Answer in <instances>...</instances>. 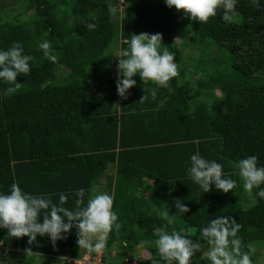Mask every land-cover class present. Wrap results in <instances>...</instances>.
I'll return each mask as SVG.
<instances>
[{
  "label": "trees",
  "instance_id": "obj_1",
  "mask_svg": "<svg viewBox=\"0 0 264 264\" xmlns=\"http://www.w3.org/2000/svg\"><path fill=\"white\" fill-rule=\"evenodd\" d=\"M142 32L161 34L178 75L168 87L134 76L136 84L120 100L115 55L131 34ZM42 39L56 50V63L36 47ZM13 41L30 55V71L17 77L21 84L12 94L4 95L8 85L0 83V191L15 182L24 191L50 194L54 203L58 193L77 188L86 197L111 193L121 228L109 234L102 261L113 247L125 264L137 248L154 255L145 242L157 226L183 228L195 239L216 215L240 224L245 245L264 241V200L254 202L235 175V162L244 156L256 155L264 164V0L260 7L237 0L230 21L218 10L206 23L163 0H0V48ZM186 48L198 50V56H186L190 70ZM193 152L222 165L237 181L232 192L202 193L186 177L185 161ZM173 197L188 212L169 217L168 225L158 206L166 200L174 214ZM72 206L70 198L65 207ZM76 239L72 228L54 246L47 236L29 244L27 237L11 238L0 229V259L68 264L83 250ZM25 248L33 254L25 255ZM35 252L42 253L39 262ZM257 256L255 250L253 264Z\"/></svg>",
  "mask_w": 264,
  "mask_h": 264
},
{
  "label": "clouds",
  "instance_id": "obj_2",
  "mask_svg": "<svg viewBox=\"0 0 264 264\" xmlns=\"http://www.w3.org/2000/svg\"><path fill=\"white\" fill-rule=\"evenodd\" d=\"M121 2L122 0H118L119 4ZM163 2L166 7L182 11L188 19L199 23H206L210 17H215L218 10L221 19L228 22L235 14L237 4V0ZM250 2L256 7L261 6V0ZM86 27L91 30L95 28V24L87 23ZM161 39L160 33L131 34L124 41L125 46L118 49L115 55L118 58L115 89L120 100H126L129 89L136 84L132 79L134 76L156 87H168L169 82L177 77L178 66L174 61V53L161 43ZM36 47L47 61L57 62L56 50L51 47L49 40H39ZM30 59V55L25 54L18 41H13L7 48H0V83L8 85L3 89L4 95L12 94L20 87L17 77L29 73ZM156 87L151 90L153 98ZM235 169V175L242 181V189L252 196L253 201L257 197L264 200V164H258L257 156L240 158L235 162ZM185 175L202 193L213 190L232 192L237 184L236 180L222 171L220 163L206 159L198 152H193L185 161ZM169 182L173 183L171 180ZM171 190L169 189L168 195ZM57 195L58 200L54 203L48 193L33 194L22 190L17 183H11L6 191H0V229L6 230L11 238L27 237L29 244L37 236H47L54 246L56 241L65 239L70 229L75 228L76 244L83 249L82 254L86 252L95 254L96 257L101 256L109 234L121 228L117 212L113 208V195L99 191L86 197L84 188H77L70 195L63 192ZM70 198L73 206L65 207ZM172 206L175 208L174 214H169L166 200L161 201L158 206L159 216L168 225L172 223L169 217L184 216L188 212V207L177 197L172 198ZM239 230L240 224L225 215L208 219L198 228L195 239L186 235L183 228L168 231L165 226L153 227V239L145 243L150 249L154 248L155 254L149 251L146 256L144 249L139 248L136 259L146 260L148 264H200V261L203 264H253L251 257L255 249L251 244L245 245L242 242ZM24 252L25 255L33 254L29 248H25ZM87 258L86 255L85 259ZM0 264H3L2 259Z\"/></svg>",
  "mask_w": 264,
  "mask_h": 264
},
{
  "label": "rangeland",
  "instance_id": "obj_3",
  "mask_svg": "<svg viewBox=\"0 0 264 264\" xmlns=\"http://www.w3.org/2000/svg\"><path fill=\"white\" fill-rule=\"evenodd\" d=\"M16 10H14L12 13H15ZM175 38H176V36H174V39ZM175 41L177 42V39H175ZM189 51L190 50H188V48L184 49V59L187 60L185 67L189 68V70H190V68H191V61L189 59H187L186 56H188V53H189L191 56L196 57V56H198V50H192L191 52H189ZM210 67L212 69V65ZM193 79H195V77H191L190 78L191 81ZM252 247H255L254 249L258 252V254L260 256V257L257 256V259H256L257 262H258V264H264V241L254 242V243H252ZM114 248L115 247H113L112 249H110V250L107 251L108 252V255L106 256V260L104 259L103 263H102L103 254L101 256H99V257H96L95 254H91L90 253L92 258H89L87 260L89 262L93 263V264H120V262H119L120 260L117 258L118 255L116 254V250H114ZM138 249L139 248L135 249L134 254H137V250ZM138 260L139 259H136V256H135V259L132 262H130L129 264H137L138 263L137 262ZM124 261H125V259H124ZM72 262L75 263L76 261H73L72 260Z\"/></svg>",
  "mask_w": 264,
  "mask_h": 264
},
{
  "label": "built area",
  "instance_id": "obj_4",
  "mask_svg": "<svg viewBox=\"0 0 264 264\" xmlns=\"http://www.w3.org/2000/svg\"><path fill=\"white\" fill-rule=\"evenodd\" d=\"M83 255H84V256H83ZM86 255H87V257H88L87 259L92 258L90 253H86V252H84V253L81 255L80 258H78V259H74L73 261H76V262H77V263L75 262L76 264H93V263L89 262L87 259H85Z\"/></svg>",
  "mask_w": 264,
  "mask_h": 264
},
{
  "label": "crops",
  "instance_id": "obj_5",
  "mask_svg": "<svg viewBox=\"0 0 264 264\" xmlns=\"http://www.w3.org/2000/svg\"><path fill=\"white\" fill-rule=\"evenodd\" d=\"M82 252H83V250L81 251V255H82ZM80 255V256H81ZM42 258V253L41 252H35V259H36V262H39L40 261V259ZM68 261H70V262H72V259H67ZM70 262L68 263V264H70ZM62 263V261L61 262H58V263H52V264H61ZM73 263V262H72Z\"/></svg>",
  "mask_w": 264,
  "mask_h": 264
}]
</instances>
